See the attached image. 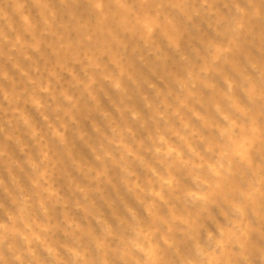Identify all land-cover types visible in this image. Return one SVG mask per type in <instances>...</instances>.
Instances as JSON below:
<instances>
[{"label":"rangeland","instance_id":"374dc122","mask_svg":"<svg viewBox=\"0 0 264 264\" xmlns=\"http://www.w3.org/2000/svg\"><path fill=\"white\" fill-rule=\"evenodd\" d=\"M122 3L0 0V264H264V0Z\"/></svg>","mask_w":264,"mask_h":264},{"label":"clouds","instance_id":"9594fccd","mask_svg":"<svg viewBox=\"0 0 264 264\" xmlns=\"http://www.w3.org/2000/svg\"><path fill=\"white\" fill-rule=\"evenodd\" d=\"M117 3L120 5V7H122V8L125 7V5L122 3V0H117ZM96 9L101 14V16H104V17L107 16V13L105 12L104 0H96ZM23 20H24V22L26 24L30 23L29 18L26 15L23 17ZM137 23L140 25V27L142 29H144L146 31V34L149 35V36L155 31L156 27H158V21L155 18H153V17H145L142 20H137ZM227 82H228V90H229V92H231L232 87H233V82L231 80H228ZM120 86L121 85H120L119 80L115 81V87L119 88ZM34 102H36L37 104L39 103L38 101H34ZM218 108H219V106H218ZM133 115L135 116V113ZM225 119H228L226 114H225ZM25 123H27V120H25ZM159 141L161 143H164V144L167 145V147L165 149H163L164 155L166 157L172 156L173 153H175L177 158H180L182 156V153L177 148H175L171 144H168L166 138L163 135L159 136ZM161 151H162L161 148H159V147L156 148V152L157 153H159ZM184 163H188V162L184 161ZM33 167H36V165L34 164ZM192 167L193 168H200L201 165L194 163V164H192ZM207 167H208L209 171L211 173H213L214 175H217V176L220 175V170L217 168L216 164L209 163ZM220 168H223L222 164L220 165ZM153 171L155 172V169ZM156 175L159 176V173H156ZM160 180H161V182L163 184L168 185L170 188L174 185V178L171 177V176H168V177L161 176ZM193 182L196 183L197 186L199 187L200 183H207V180L203 179L199 174H197V175L193 176ZM155 195L161 196V198H162V194L159 191H156ZM184 195L187 198H190V199H192L194 201L195 200H202V199L205 198L204 193L201 192V191H198L196 189H189V190H187L184 193ZM235 209L237 211L241 210L239 205H236ZM219 233H220L221 237L224 236L225 235V229L224 228H220L219 229ZM141 234H142V229H137L136 230L137 237L141 236ZM21 235L23 236V238L26 241L31 243V241L29 240V237L27 235H25L23 233H21ZM33 235L35 236V238L37 240H41L42 239L36 233H33ZM207 240L209 242L215 241L216 248L223 249V247H224L225 241L223 239L217 238L214 233L209 232L208 235H207ZM131 244L136 249L144 252L146 257H148L149 259H153L154 258L155 250L151 246L145 247L144 244L139 242L138 240H132ZM10 247H11V245H10ZM45 247H46V250L48 251V253L50 255H52L53 257H57V255H58L57 249H55L51 245H45ZM68 251L72 254L74 259L83 257V253L81 251H79L78 249H76V248H69ZM215 251H216L215 248L209 249L206 245L201 244L199 242H197L196 245H195V255L197 257H199L201 260L208 259L209 262H210L212 259L215 258ZM15 258L17 260H20L22 257H21L20 254H17V256ZM188 264H198V261L195 260V259H189Z\"/></svg>","mask_w":264,"mask_h":264}]
</instances>
